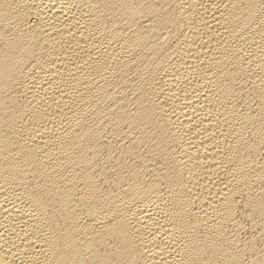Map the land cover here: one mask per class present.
Here are the masks:
<instances>
[{
    "label": "bare ground",
    "instance_id": "obj_1",
    "mask_svg": "<svg viewBox=\"0 0 264 264\" xmlns=\"http://www.w3.org/2000/svg\"><path fill=\"white\" fill-rule=\"evenodd\" d=\"M0 264H264V0H0Z\"/></svg>",
    "mask_w": 264,
    "mask_h": 264
}]
</instances>
